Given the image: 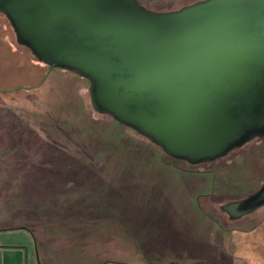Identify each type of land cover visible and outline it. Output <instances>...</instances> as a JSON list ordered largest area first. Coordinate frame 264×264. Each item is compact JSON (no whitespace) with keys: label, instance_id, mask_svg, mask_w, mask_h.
Here are the masks:
<instances>
[{"label":"rangeland","instance_id":"rangeland-1","mask_svg":"<svg viewBox=\"0 0 264 264\" xmlns=\"http://www.w3.org/2000/svg\"><path fill=\"white\" fill-rule=\"evenodd\" d=\"M90 85L40 61L0 12V233L30 230L39 264H264V205L222 210L263 186L264 136L192 166L95 113Z\"/></svg>","mask_w":264,"mask_h":264},{"label":"water","instance_id":"water-1","mask_svg":"<svg viewBox=\"0 0 264 264\" xmlns=\"http://www.w3.org/2000/svg\"><path fill=\"white\" fill-rule=\"evenodd\" d=\"M17 40L90 80L93 107L190 164L264 136V0H199L156 12L137 0H0ZM264 205V184L222 206Z\"/></svg>","mask_w":264,"mask_h":264},{"label":"crops","instance_id":"crops-1","mask_svg":"<svg viewBox=\"0 0 264 264\" xmlns=\"http://www.w3.org/2000/svg\"><path fill=\"white\" fill-rule=\"evenodd\" d=\"M13 230L0 233V264H39L38 249L33 240V233L28 229ZM67 258L69 256L63 257V259ZM82 264H132V262L115 258L95 259Z\"/></svg>","mask_w":264,"mask_h":264},{"label":"trees","instance_id":"trees-1","mask_svg":"<svg viewBox=\"0 0 264 264\" xmlns=\"http://www.w3.org/2000/svg\"><path fill=\"white\" fill-rule=\"evenodd\" d=\"M90 104H91V102H90ZM93 111H95V113H97V114H100V112H98L95 108H93ZM102 114V113H101ZM103 114H106V113H103ZM112 116V115H111ZM113 117V116H112ZM114 118V117H113ZM115 119V118H114ZM116 120V119H115ZM117 121V120H116ZM123 125H125V124H123ZM125 126H127V125H125ZM127 128L128 129H130V130H133L134 132H136L137 134H139L140 136H142V137H144V138H146V139H148L149 141H151L152 143H154L158 148H160V149H162V151L164 152V154L166 155V156H168V157H170V158H173V157H171V156H169L164 150H163V148L160 146V145H158L157 143H155V142H153L152 141V139L151 138H149L148 136H146V135H143V134H141L138 130H136L135 128H133V127H130V126H127ZM258 137H260V136H258ZM256 138V137H255ZM255 138H253L252 140H254ZM252 140H250V141H252ZM250 141H248V142H250ZM236 149V148H235ZM231 152V151H230ZM174 159H176V158H174ZM181 160V159H180ZM186 161V160H185ZM187 162V161H186ZM208 162H212V161H205V162H202V163H208ZM189 165H192V166H196V165H199V164H202V163H199V164H190L189 162H187ZM236 200H239V199H236ZM235 201V200H234Z\"/></svg>","mask_w":264,"mask_h":264},{"label":"flooded vegetation","instance_id":"flooded-vegetation-1","mask_svg":"<svg viewBox=\"0 0 264 264\" xmlns=\"http://www.w3.org/2000/svg\"><path fill=\"white\" fill-rule=\"evenodd\" d=\"M255 193V192H254ZM246 198V197H245Z\"/></svg>","mask_w":264,"mask_h":264}]
</instances>
